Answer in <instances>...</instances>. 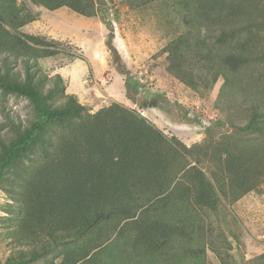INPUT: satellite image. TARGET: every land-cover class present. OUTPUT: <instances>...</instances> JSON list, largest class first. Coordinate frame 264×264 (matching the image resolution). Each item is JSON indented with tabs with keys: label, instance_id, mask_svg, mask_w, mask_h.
Returning a JSON list of instances; mask_svg holds the SVG:
<instances>
[{
	"label": "trees",
	"instance_id": "trees-1",
	"mask_svg": "<svg viewBox=\"0 0 264 264\" xmlns=\"http://www.w3.org/2000/svg\"><path fill=\"white\" fill-rule=\"evenodd\" d=\"M111 1L117 12L122 1ZM123 1L139 11L158 0ZM159 1L190 28L164 48L169 75L195 92L240 75L254 82L253 98L264 97V0ZM30 6L98 15L96 0H0V99L23 98L33 112L0 134V190L16 215L12 241L31 247L3 264H207L208 249L227 264L232 242L240 252L243 245L232 228L239 219L219 204H235L264 183V99L252 103L240 141L217 148V169L208 176L195 146L168 137L136 110L113 102L91 113L67 94L64 78L49 76L40 60L64 54L88 61L80 49L22 32L37 20ZM205 23L221 28L214 46L202 33ZM107 46L114 50L112 41ZM130 85L138 95L139 83ZM204 209L219 230L204 223ZM240 258L264 264V254Z\"/></svg>",
	"mask_w": 264,
	"mask_h": 264
},
{
	"label": "rangeland",
	"instance_id": "rangeland-1",
	"mask_svg": "<svg viewBox=\"0 0 264 264\" xmlns=\"http://www.w3.org/2000/svg\"><path fill=\"white\" fill-rule=\"evenodd\" d=\"M121 1L116 12L111 0H96L98 15L93 18L82 17L66 8L50 12L30 6L37 20L24 27L22 32L63 42L62 48L72 53H78L76 48L80 49L88 62L61 54L40 60V65L49 76L66 68L62 75L66 93L78 96L79 102L85 104L91 113L118 102L136 110L155 125L154 120L164 123L163 128L156 126L166 134L168 131V137L177 134L188 148L195 146L194 155L201 159V166L209 176L210 169H217L213 156L217 148L223 147H219L221 143L225 145L231 144V140L240 141L244 134L238 128L249 122L255 99L264 97L253 98L254 82L240 75H230L228 84L224 78H220L211 90L201 92H195L173 78L166 70L168 62L164 48L190 29L182 13L165 8L159 0L139 11L128 8ZM21 2L18 0V4ZM104 18L107 21L104 22ZM220 32L221 28L217 24L205 23L202 28V33L209 38L210 46H214L213 42ZM108 41H112L113 51L108 48ZM215 50L220 53L218 46ZM121 66L127 69L122 71L127 75L119 72ZM131 81L139 83L138 95H134ZM155 111L158 116L151 114ZM32 115V107L27 100L12 96L2 105L0 99V134H6L9 121L20 119L26 122ZM166 118L185 127L179 129L178 133L171 131ZM209 126L212 131L207 133L206 128ZM12 204L9 194L0 190V264L22 249L31 251L30 246L18 247L12 241L14 237L11 232L16 229L11 222L16 215L9 212ZM224 206L239 219L232 228L243 245L240 252L237 244L232 242L234 248L229 253L230 260L225 257L227 264H241L239 259L242 254L246 262L263 255L264 183L256 192L249 193L235 204L220 203V210ZM206 212V209L201 212L204 223L219 230L217 218L210 215V219H207ZM211 236L215 238L218 235L212 233ZM207 254V264H222L210 249Z\"/></svg>",
	"mask_w": 264,
	"mask_h": 264
},
{
	"label": "crops",
	"instance_id": "crops-1",
	"mask_svg": "<svg viewBox=\"0 0 264 264\" xmlns=\"http://www.w3.org/2000/svg\"><path fill=\"white\" fill-rule=\"evenodd\" d=\"M58 11V10H57ZM51 12V11H50ZM55 12V11H54ZM64 70H66V68L65 69H63L62 70V72H57V74L59 73L61 76L63 75L64 76V74H63V71ZM78 97V96H77ZM79 99V98H78ZM83 105H85V104H83ZM102 108V107H101ZM101 108H99V110L101 109ZM153 110H156V109H153ZM153 116L154 115H159L158 113H156V111L155 112H152L151 113ZM161 116H163L162 114H160ZM164 117V116H163ZM165 118V117H164ZM167 119V121H169V123H168V125H169V129L171 130V131H178L179 129H181V128H183V127H185V125H183V124H176V123H172L170 120H169V118H166ZM155 121V123H156V125H158V127L160 126L161 128H163V126L165 125L164 123H159L157 120H154ZM163 122H165L164 120H163ZM159 127V128H160ZM178 133V132H177ZM166 134V133H165ZM167 134H169V132L167 131ZM166 134V135H167ZM170 135V134H169ZM172 136V135H171ZM173 137V136H172ZM175 137H177V134H176V136ZM178 138V137H177ZM179 139V138H178Z\"/></svg>",
	"mask_w": 264,
	"mask_h": 264
},
{
	"label": "built area",
	"instance_id": "built-area-1",
	"mask_svg": "<svg viewBox=\"0 0 264 264\" xmlns=\"http://www.w3.org/2000/svg\"><path fill=\"white\" fill-rule=\"evenodd\" d=\"M115 1H116V0H115ZM113 5L116 7L115 3H114Z\"/></svg>",
	"mask_w": 264,
	"mask_h": 264
}]
</instances>
